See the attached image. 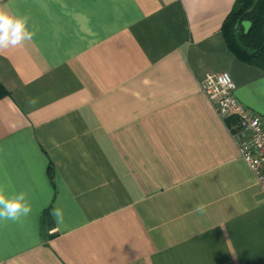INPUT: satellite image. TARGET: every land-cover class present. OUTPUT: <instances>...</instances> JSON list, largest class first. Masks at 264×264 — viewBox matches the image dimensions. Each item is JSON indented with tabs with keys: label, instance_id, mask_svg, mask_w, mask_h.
I'll return each instance as SVG.
<instances>
[{
	"label": "crops",
	"instance_id": "1",
	"mask_svg": "<svg viewBox=\"0 0 264 264\" xmlns=\"http://www.w3.org/2000/svg\"><path fill=\"white\" fill-rule=\"evenodd\" d=\"M236 4L0 0L35 32L0 52V186L32 207L0 221V264H264V189L201 89L228 71L264 120Z\"/></svg>",
	"mask_w": 264,
	"mask_h": 264
},
{
	"label": "built area",
	"instance_id": "2",
	"mask_svg": "<svg viewBox=\"0 0 264 264\" xmlns=\"http://www.w3.org/2000/svg\"><path fill=\"white\" fill-rule=\"evenodd\" d=\"M201 89L228 123L241 157L264 189V120L237 98L236 84L228 71L208 73Z\"/></svg>",
	"mask_w": 264,
	"mask_h": 264
},
{
	"label": "clouds",
	"instance_id": "3",
	"mask_svg": "<svg viewBox=\"0 0 264 264\" xmlns=\"http://www.w3.org/2000/svg\"><path fill=\"white\" fill-rule=\"evenodd\" d=\"M35 36L34 30L29 27V17L18 15L0 6V52L8 49L23 47L31 42ZM196 211L203 212L204 206L198 205ZM32 212L28 193L20 191L8 193L0 186V221H18ZM52 215L56 221L62 222L63 211L53 207Z\"/></svg>",
	"mask_w": 264,
	"mask_h": 264
},
{
	"label": "trees",
	"instance_id": "4",
	"mask_svg": "<svg viewBox=\"0 0 264 264\" xmlns=\"http://www.w3.org/2000/svg\"><path fill=\"white\" fill-rule=\"evenodd\" d=\"M243 21L252 23L247 33L242 25ZM237 23H239L238 29H236ZM223 31L228 47L237 58L264 70V0H237L236 7L224 22ZM236 31H240L243 45L248 49L255 50L256 53L249 54L237 43ZM1 91L0 84V93Z\"/></svg>",
	"mask_w": 264,
	"mask_h": 264
},
{
	"label": "water",
	"instance_id": "5",
	"mask_svg": "<svg viewBox=\"0 0 264 264\" xmlns=\"http://www.w3.org/2000/svg\"><path fill=\"white\" fill-rule=\"evenodd\" d=\"M242 25H243L244 28H245V33H247V32L250 30V28H251V26H252V23H251L250 21H243V22H242ZM238 27H239V23H237V25H236V29H238ZM235 38H236L237 43H238V44H239L244 50H246L249 54H254V53H256L255 50L248 49L247 47H245V46L243 45V43H242V41H241L240 31H236V33H235ZM41 230H42V237H43L44 239H46V238H47V226H46V222H45L44 219L42 220Z\"/></svg>",
	"mask_w": 264,
	"mask_h": 264
}]
</instances>
